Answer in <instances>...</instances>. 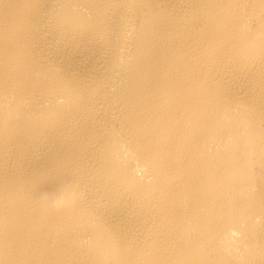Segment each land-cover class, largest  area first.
Segmentation results:
<instances>
[{
	"label": "bare ground",
	"instance_id": "1",
	"mask_svg": "<svg viewBox=\"0 0 264 264\" xmlns=\"http://www.w3.org/2000/svg\"><path fill=\"white\" fill-rule=\"evenodd\" d=\"M0 264H264V0H0Z\"/></svg>",
	"mask_w": 264,
	"mask_h": 264
}]
</instances>
